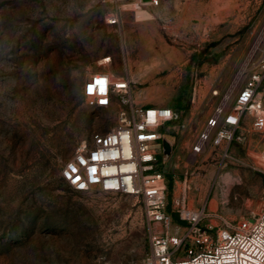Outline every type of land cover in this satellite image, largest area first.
<instances>
[{
  "label": "rangeland",
  "instance_id": "rangeland-1",
  "mask_svg": "<svg viewBox=\"0 0 264 264\" xmlns=\"http://www.w3.org/2000/svg\"><path fill=\"white\" fill-rule=\"evenodd\" d=\"M117 15L118 24L110 17ZM264 22V0H0V264H140L154 230L140 199L82 193L65 164L117 125L83 95L95 73L129 79L131 102L177 114L169 207L185 196L215 225L264 209V131L192 154L217 97ZM264 103V83L260 88ZM175 223L179 222L173 214Z\"/></svg>",
  "mask_w": 264,
  "mask_h": 264
},
{
  "label": "built area",
  "instance_id": "built-area-1",
  "mask_svg": "<svg viewBox=\"0 0 264 264\" xmlns=\"http://www.w3.org/2000/svg\"><path fill=\"white\" fill-rule=\"evenodd\" d=\"M110 23L118 24V16H111ZM263 83L264 22L227 88L212 91L217 104L192 146L193 155L204 153L214 139L228 153L233 141L246 139L240 130L247 117L256 131H264ZM130 90L129 79L115 80L108 73H95L85 82L87 104L118 109L117 125L96 134L91 145L83 144L62 168L61 177L78 192L98 189L142 201L154 230L150 251L140 264H264V209L251 219L215 225L205 206L191 208L185 196L169 207V158L164 157L163 141L177 114L165 106L134 104ZM262 161L264 165V155Z\"/></svg>",
  "mask_w": 264,
  "mask_h": 264
},
{
  "label": "water",
  "instance_id": "water-1",
  "mask_svg": "<svg viewBox=\"0 0 264 264\" xmlns=\"http://www.w3.org/2000/svg\"><path fill=\"white\" fill-rule=\"evenodd\" d=\"M163 148H164V157L168 159L171 156L173 151V147L169 141L166 139L163 141Z\"/></svg>",
  "mask_w": 264,
  "mask_h": 264
}]
</instances>
